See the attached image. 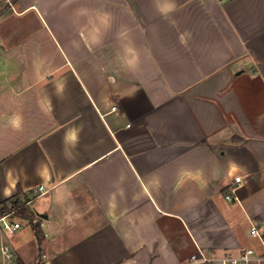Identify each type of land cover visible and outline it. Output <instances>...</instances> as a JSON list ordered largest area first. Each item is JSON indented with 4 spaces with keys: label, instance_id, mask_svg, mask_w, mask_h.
<instances>
[{
    "label": "crops",
    "instance_id": "0c3cea01",
    "mask_svg": "<svg viewBox=\"0 0 264 264\" xmlns=\"http://www.w3.org/2000/svg\"><path fill=\"white\" fill-rule=\"evenodd\" d=\"M3 201L0 264L262 250L264 0H0Z\"/></svg>",
    "mask_w": 264,
    "mask_h": 264
},
{
    "label": "built area",
    "instance_id": "2783aa9c",
    "mask_svg": "<svg viewBox=\"0 0 264 264\" xmlns=\"http://www.w3.org/2000/svg\"><path fill=\"white\" fill-rule=\"evenodd\" d=\"M241 176H236L235 184L231 186V191L226 194V198L233 200V192L236 190L237 185L241 182ZM43 189V186L40 187ZM3 216L2 218H5ZM32 223L39 224L43 226L44 223L38 218L35 217L32 220ZM5 227L10 231H16L21 228L20 222H7ZM250 234L254 237H257L262 245V250L256 247H247L244 248L238 254H226L222 256H209L204 251L199 250V252L192 255V260L194 261H204L209 264H264V223H255L250 229Z\"/></svg>",
    "mask_w": 264,
    "mask_h": 264
},
{
    "label": "trees",
    "instance_id": "16d2710c",
    "mask_svg": "<svg viewBox=\"0 0 264 264\" xmlns=\"http://www.w3.org/2000/svg\"><path fill=\"white\" fill-rule=\"evenodd\" d=\"M15 207H16L15 203H13L10 206L7 201L0 202V216L3 215L4 213L10 212L12 210H15ZM15 211H21V213H23L25 215V217H27L29 219V221L31 222V224H32V226L34 228V231H35L37 237L39 238V240H41L42 237H43V233H42V230L40 229V225L32 223V220L36 216L26 213V210H23V208L22 209L18 208V210H15ZM18 264H27V263H25L22 260H18ZM35 264H39V263L36 262Z\"/></svg>",
    "mask_w": 264,
    "mask_h": 264
},
{
    "label": "clouds",
    "instance_id": "9594fccd",
    "mask_svg": "<svg viewBox=\"0 0 264 264\" xmlns=\"http://www.w3.org/2000/svg\"><path fill=\"white\" fill-rule=\"evenodd\" d=\"M175 8V5L174 4H169L168 7L166 9H164V11L166 12H170V11H173ZM128 51L131 53L132 52V49H128ZM135 64H136V59L135 57L133 56L131 59H128L126 61V65L128 68H134L135 67ZM13 127H18V122L16 120H13L11 121Z\"/></svg>",
    "mask_w": 264,
    "mask_h": 264
},
{
    "label": "rangeland",
    "instance_id": "374dc122",
    "mask_svg": "<svg viewBox=\"0 0 264 264\" xmlns=\"http://www.w3.org/2000/svg\"><path fill=\"white\" fill-rule=\"evenodd\" d=\"M4 224H5V222H4Z\"/></svg>",
    "mask_w": 264,
    "mask_h": 264
}]
</instances>
